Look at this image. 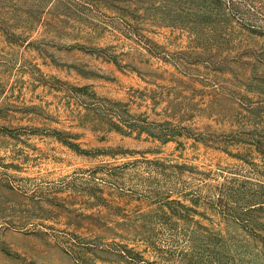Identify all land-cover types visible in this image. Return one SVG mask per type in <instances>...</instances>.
I'll return each mask as SVG.
<instances>
[{
  "label": "rangeland",
  "instance_id": "374dc122",
  "mask_svg": "<svg viewBox=\"0 0 264 264\" xmlns=\"http://www.w3.org/2000/svg\"><path fill=\"white\" fill-rule=\"evenodd\" d=\"M0 264H264V0H0Z\"/></svg>",
  "mask_w": 264,
  "mask_h": 264
}]
</instances>
